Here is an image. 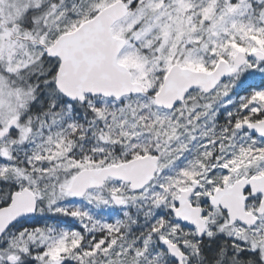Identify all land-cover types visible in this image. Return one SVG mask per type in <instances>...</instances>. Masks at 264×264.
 Segmentation results:
<instances>
[{
    "label": "snow or ice",
    "instance_id": "1",
    "mask_svg": "<svg viewBox=\"0 0 264 264\" xmlns=\"http://www.w3.org/2000/svg\"><path fill=\"white\" fill-rule=\"evenodd\" d=\"M0 264H264V0H0Z\"/></svg>",
    "mask_w": 264,
    "mask_h": 264
}]
</instances>
